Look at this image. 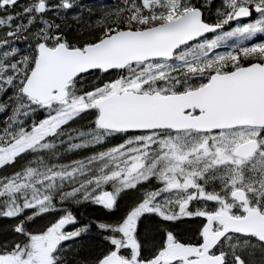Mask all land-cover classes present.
Segmentation results:
<instances>
[{
    "label": "snow or ice",
    "instance_id": "snow-or-ice-1",
    "mask_svg": "<svg viewBox=\"0 0 264 264\" xmlns=\"http://www.w3.org/2000/svg\"><path fill=\"white\" fill-rule=\"evenodd\" d=\"M0 116V264H264V0H0Z\"/></svg>",
    "mask_w": 264,
    "mask_h": 264
},
{
    "label": "flooded vegetation",
    "instance_id": "flooded-vegetation-1",
    "mask_svg": "<svg viewBox=\"0 0 264 264\" xmlns=\"http://www.w3.org/2000/svg\"><path fill=\"white\" fill-rule=\"evenodd\" d=\"M194 222L191 220H188L187 218H185L184 222L177 224V230L181 231L182 233L187 229L190 228L192 226Z\"/></svg>",
    "mask_w": 264,
    "mask_h": 264
},
{
    "label": "trees",
    "instance_id": "trees-1",
    "mask_svg": "<svg viewBox=\"0 0 264 264\" xmlns=\"http://www.w3.org/2000/svg\"><path fill=\"white\" fill-rule=\"evenodd\" d=\"M17 2L20 3V4H23V3H26L27 0H17ZM94 2H95V0H79V3H83L86 7L88 5L94 3ZM2 119H3V117L0 116V122H2ZM86 154H87V152H81V153H79V155H86Z\"/></svg>",
    "mask_w": 264,
    "mask_h": 264
},
{
    "label": "rangeland",
    "instance_id": "rangeland-1",
    "mask_svg": "<svg viewBox=\"0 0 264 264\" xmlns=\"http://www.w3.org/2000/svg\"><path fill=\"white\" fill-rule=\"evenodd\" d=\"M259 35V34H258ZM118 142V141H117Z\"/></svg>",
    "mask_w": 264,
    "mask_h": 264
}]
</instances>
